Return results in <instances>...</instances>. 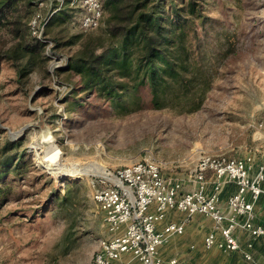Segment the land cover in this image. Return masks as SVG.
Masks as SVG:
<instances>
[{
	"label": "rangeland",
	"instance_id": "rangeland-1",
	"mask_svg": "<svg viewBox=\"0 0 264 264\" xmlns=\"http://www.w3.org/2000/svg\"><path fill=\"white\" fill-rule=\"evenodd\" d=\"M55 1L40 3L37 14L56 54L23 83L10 63L0 68V148L20 141L22 151L0 168V264H91L106 235L95 188L149 155L166 163L165 173L188 172L203 154L264 160V0H204L194 23L169 16L170 4L186 8L187 0L154 1L172 29L186 34L193 65L198 58L214 71L201 108L183 113L154 108L146 86L141 107L127 113L81 91L78 75L59 69L79 47L69 38L86 34L81 8L74 2L69 23L48 27ZM0 30V46H10Z\"/></svg>",
	"mask_w": 264,
	"mask_h": 264
},
{
	"label": "trees",
	"instance_id": "trees-1",
	"mask_svg": "<svg viewBox=\"0 0 264 264\" xmlns=\"http://www.w3.org/2000/svg\"><path fill=\"white\" fill-rule=\"evenodd\" d=\"M44 1L0 0V29L8 32L14 41L8 47L0 46V68L3 62L10 63L22 83L48 56L56 54L53 49L51 54H45L48 39L34 35L30 25ZM154 1L106 0L101 24L84 30L86 34H73L69 38L67 44L80 41L79 47L59 69L78 75L81 91L96 92L121 113L141 107L140 90L144 86L150 90L154 108L171 106L177 112H193L203 105L213 84L214 71L198 58V64L193 65L186 34L172 29L170 20L158 14ZM55 2L46 23L48 27L69 23L75 9L71 5L73 0ZM203 2L187 0L186 8L171 2L169 16L172 20L194 23L192 14L202 16ZM58 5L62 8L58 9ZM173 34L175 38L171 39ZM53 40L56 48L61 46L59 38ZM20 143L7 141L0 148V168L21 157ZM16 172L21 175L19 168ZM0 183L4 182L0 180ZM2 200L3 196L0 205Z\"/></svg>",
	"mask_w": 264,
	"mask_h": 264
},
{
	"label": "built area",
	"instance_id": "built-area-1",
	"mask_svg": "<svg viewBox=\"0 0 264 264\" xmlns=\"http://www.w3.org/2000/svg\"><path fill=\"white\" fill-rule=\"evenodd\" d=\"M74 2L81 8L82 30L94 29L101 24L104 16L102 0ZM41 22L40 14L30 21L37 37H42ZM51 43L48 40L46 44L49 53L52 52ZM263 125L262 122L259 124L260 127ZM253 163L252 158L203 154L194 169L199 186L185 192H181L180 182L165 174L163 162L150 155L118 168L109 179L101 180L102 185L93 192L103 214L106 235L91 264H177L176 258L164 261L158 256L159 246L185 229L184 221L158 228L169 209L184 211L189 217L200 213L213 218L219 227L218 232L212 231L205 236L207 249L242 250L235 235L236 228L248 230L253 237L264 235V226L253 221L255 202L264 194V165L252 176ZM208 178L213 182L211 192L207 191ZM225 178L237 185V190L228 199L230 215H226L219 205ZM239 216H245L246 220L240 223ZM244 257L251 259V254L244 252Z\"/></svg>",
	"mask_w": 264,
	"mask_h": 264
},
{
	"label": "crops",
	"instance_id": "crops-1",
	"mask_svg": "<svg viewBox=\"0 0 264 264\" xmlns=\"http://www.w3.org/2000/svg\"><path fill=\"white\" fill-rule=\"evenodd\" d=\"M261 165H264L263 159H258L253 163L252 176L256 174ZM165 166L166 163L164 162L163 169ZM194 169H190L188 172L166 171L165 174L180 182L181 192H185L199 186V182L194 175ZM212 189V179L208 178L207 191L211 192ZM236 190L237 185L235 182L224 181L219 196V205L226 215H230L228 199ZM238 220L243 223L246 217L239 216ZM183 221L185 222L184 232L173 235L168 242L159 246L158 256L160 259L166 261L176 258L177 264H264V235L253 237L246 229L236 228L235 230V235L242 246V250L228 251L218 247L207 249L204 245L205 236L212 231L218 232L219 227L213 218L208 215L199 213L189 217L184 211L169 209L158 223V228L162 229L171 222L180 223ZM253 221L257 225L264 226V194L255 202ZM244 252H249L251 259H246Z\"/></svg>",
	"mask_w": 264,
	"mask_h": 264
},
{
	"label": "bare ground",
	"instance_id": "bare-ground-1",
	"mask_svg": "<svg viewBox=\"0 0 264 264\" xmlns=\"http://www.w3.org/2000/svg\"><path fill=\"white\" fill-rule=\"evenodd\" d=\"M53 153H54V152H53ZM53 153H52V154H53ZM57 154H58V152H56L55 154H53V155H52V158H54ZM50 156H51V154H50ZM48 157H49V156H48ZM40 160H41V159H40ZM41 163H42V162H41ZM43 165H44V164H43Z\"/></svg>",
	"mask_w": 264,
	"mask_h": 264
}]
</instances>
